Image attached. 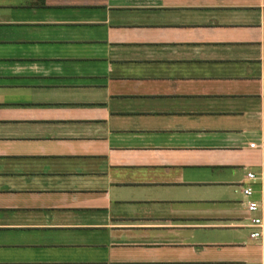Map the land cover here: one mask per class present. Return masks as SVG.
<instances>
[{
    "label": "crops",
    "instance_id": "0c3cea01",
    "mask_svg": "<svg viewBox=\"0 0 264 264\" xmlns=\"http://www.w3.org/2000/svg\"><path fill=\"white\" fill-rule=\"evenodd\" d=\"M244 184L261 199L264 0H0V247L264 264ZM225 228L248 234L188 242Z\"/></svg>",
    "mask_w": 264,
    "mask_h": 264
},
{
    "label": "rangeland",
    "instance_id": "374dc122",
    "mask_svg": "<svg viewBox=\"0 0 264 264\" xmlns=\"http://www.w3.org/2000/svg\"><path fill=\"white\" fill-rule=\"evenodd\" d=\"M56 233V231H55ZM197 235L188 237V242H201L204 240L215 241V242H239L245 235H247L246 229H219L210 231H197ZM63 240L67 241L73 239V241L79 240L83 243L81 246H66L73 244H61L51 245V247H32L28 248L31 250H25V248L15 246H3L0 247V263L3 264H20L30 262H50L52 264H97L103 262L106 251L105 245L93 236L83 235L84 237H78V234H60ZM16 236L8 239V242L15 239ZM240 251V250H237ZM206 252V251H205ZM221 250L215 248V250H209L206 253L209 255L220 254ZM226 253L233 254V249L226 250ZM221 255V254H220Z\"/></svg>",
    "mask_w": 264,
    "mask_h": 264
},
{
    "label": "built area",
    "instance_id": "2783aa9c",
    "mask_svg": "<svg viewBox=\"0 0 264 264\" xmlns=\"http://www.w3.org/2000/svg\"><path fill=\"white\" fill-rule=\"evenodd\" d=\"M257 179L258 177L255 173L247 172L246 180L248 182L252 183ZM241 191L246 198L245 209L249 215L247 223L244 225L249 229V237L255 240L264 239V186L261 199L253 198L254 191L248 184L242 185Z\"/></svg>",
    "mask_w": 264,
    "mask_h": 264
}]
</instances>
